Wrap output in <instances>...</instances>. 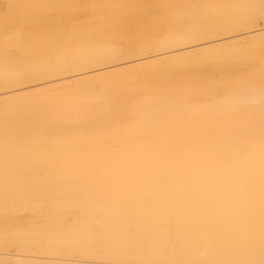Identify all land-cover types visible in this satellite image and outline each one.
I'll return each instance as SVG.
<instances>
[{"label":"bare ground","instance_id":"6f19581e","mask_svg":"<svg viewBox=\"0 0 264 264\" xmlns=\"http://www.w3.org/2000/svg\"><path fill=\"white\" fill-rule=\"evenodd\" d=\"M260 22L264 0H0V86L117 61L1 91L0 264H264Z\"/></svg>","mask_w":264,"mask_h":264},{"label":"rangeland","instance_id":"374dc122","mask_svg":"<svg viewBox=\"0 0 264 264\" xmlns=\"http://www.w3.org/2000/svg\"><path fill=\"white\" fill-rule=\"evenodd\" d=\"M261 27H264V23L263 22H260V25L254 27V29H259ZM244 31H246V30L241 29L240 31H237V33H241V32H244ZM225 36L226 35H223V33H221V35H220V37H225ZM151 54H154V53H149V55H151ZM124 58L125 57H121V58H119L117 60L124 61L125 60ZM115 61L114 60H111V61L110 60L109 61H91L89 63H86V64L82 65V66L69 67L67 69V71H65L64 73H61V74H52V75H46V76H37V77H33L31 79H28V80H25V81H21V82L8 83L6 85H1L0 86V93H1V91L4 92V90L12 89V88H15V87H18V86H26V85L33 86V85H36V84L41 83L42 81H46V80H53L54 81L53 83H59V82L65 81L67 79H72V78L78 77L79 74H80V72H82V71H88V70H91V69H94V68H98V67H100V66H102L104 64H110V63H113ZM63 77H66V78H63ZM30 89H33V88H30ZM30 89H28V90H30ZM0 181H1V179H0ZM2 193L4 195H2V194H0V195L7 196L6 199H8L9 194H6L5 195L4 192H2ZM27 194L28 195H26V193L21 194L20 197H22V198H26V197L27 198H30L31 200H29V201H32V203H37L38 205L35 208L37 209V212L38 213H36V215H42V216L44 215V217H46L47 213H46L44 207L41 206V198H42V196H45L46 194L39 193L37 191L32 192V193H27ZM71 196H72V194H67L66 195V198H70ZM95 196L101 197L102 195H95ZM54 198L56 199L58 197L57 196H54ZM43 202H45V201H43ZM13 204H15V203L13 202ZM53 206H56V205L54 204ZM76 210L77 209H74L72 211V213L69 214V216L67 217L66 220L71 219L73 216H78V214L73 213ZM23 215H24L22 217L23 220H25V221H29L30 220V218H29V216H28L27 213H25ZM29 215H31V214H29ZM149 251L150 250H147L148 253H150Z\"/></svg>","mask_w":264,"mask_h":264}]
</instances>
